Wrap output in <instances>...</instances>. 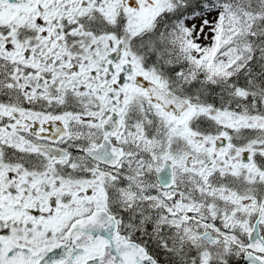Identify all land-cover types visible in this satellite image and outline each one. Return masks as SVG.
<instances>
[{
	"label": "snow or ice",
	"instance_id": "1",
	"mask_svg": "<svg viewBox=\"0 0 264 264\" xmlns=\"http://www.w3.org/2000/svg\"><path fill=\"white\" fill-rule=\"evenodd\" d=\"M0 264H264V0H0Z\"/></svg>",
	"mask_w": 264,
	"mask_h": 264
}]
</instances>
